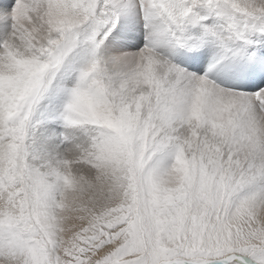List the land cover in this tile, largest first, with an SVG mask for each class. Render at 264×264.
Listing matches in <instances>:
<instances>
[{"label": "snow or ice", "instance_id": "snow-or-ice-1", "mask_svg": "<svg viewBox=\"0 0 264 264\" xmlns=\"http://www.w3.org/2000/svg\"><path fill=\"white\" fill-rule=\"evenodd\" d=\"M0 264H264V0H0Z\"/></svg>", "mask_w": 264, "mask_h": 264}]
</instances>
